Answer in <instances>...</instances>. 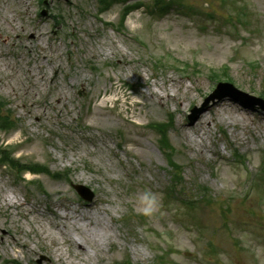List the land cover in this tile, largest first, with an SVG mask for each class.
<instances>
[{
  "label": "rangeland",
  "instance_id": "374dc122",
  "mask_svg": "<svg viewBox=\"0 0 264 264\" xmlns=\"http://www.w3.org/2000/svg\"><path fill=\"white\" fill-rule=\"evenodd\" d=\"M191 1L197 7L206 8L207 10H211L208 6L211 5L217 15H224L230 9V6L223 8L217 0ZM246 1L250 3L251 9L262 20L261 23L263 22L264 24V0ZM79 3L88 10L84 18H82L81 14L78 17L80 9L84 13L83 6L72 4L71 1L0 0V96L8 99L12 103V108L15 109V112L22 117V123L18 131L9 134L0 131V143L3 141L14 143L22 141L24 136L22 137L21 134L25 133L28 136L30 131L33 130L36 137L34 142L24 150V154H29L30 158L40 160L46 157V148L40 137L41 135L45 136L43 133L45 130L60 132L61 138H65L66 141L78 140V144H80L87 126L78 133V127L75 126L74 121L78 117L81 102H86L88 105L91 103L87 90L91 88V79L93 78L94 84L98 81L93 94L95 109L92 114L88 115L87 124L91 128L97 129L100 133L105 134V136L103 135L98 139L100 141L99 148H95L92 145L94 149H90L86 153H84L85 150H81L78 153V155H82V158L78 157L80 170L78 171V176H80L82 171H85L83 169V161L88 158L94 166L97 176H101V179L105 180V183L109 184L114 190L116 203L111 206L110 215L114 216L117 221V218L126 210L125 208L119 209L118 205L127 207L131 202L139 210H147L153 213L150 217L149 225L153 229L161 231L164 234V238L180 248L178 256L187 264H198V253L200 250L209 245L210 242L214 243V241L217 244V252L223 250V255L217 258L214 253L209 264H230L227 258L239 264H250L248 254L245 252L240 255L232 246L228 230L222 228L221 222L225 219L224 213L227 212L226 209L223 210L219 204H214L211 209L205 211L202 209L197 210L198 219L201 222V231L199 237H197L176 222L172 218L170 210L165 209L160 215L162 211L161 200L159 201L151 195L153 188L150 184H141L143 180V174L141 173H145L148 178H151L150 174L156 173V166L166 163L165 158L162 157L163 154L157 148L156 134L145 125L153 120L164 121L166 116L160 109V105L158 107L156 104V99L148 96V93L150 92L152 95H156V93L164 94L165 91L175 93L177 95L176 102L167 100V104L174 106L177 111L175 119H177L178 114H184L192 104V99H190L185 102L183 107L181 106V101L189 98L185 95L194 93L191 94L192 97L198 96L199 93H195L194 86L203 85L206 87L210 81L208 80L210 76H207L210 70H219L221 64L228 61L232 62L236 82L242 88L249 91L260 90L264 87V77L261 74H253L250 77L245 72V69L241 68V64L245 60L253 58H261L264 61V34L261 37L248 34L245 41L240 38L235 40L226 34L225 30H230L229 28L222 27L221 30H216L218 26L222 25L220 21L207 20L206 25L208 28L201 29L199 25H202L205 21L199 16L187 18L171 13L170 15L150 20L145 15L135 13L129 20L128 26L149 44L150 50L144 51L133 40L120 37L113 30H110L111 32L102 31V34H99V39H96V36L94 38V33H97L95 23L96 27H101L98 20H94L90 14L96 12L97 2L96 0H79ZM233 4L236 6L237 2ZM43 10H47L46 15L51 19H54L60 11L59 22L61 24H59V28L55 26L52 31H50L52 27L50 25L47 26V23L41 24V30L47 26L45 29L47 34H40L43 37L40 40L38 24L34 22ZM113 16V12L110 15L106 14L108 19H112ZM68 19L72 23L75 21L79 22L81 25L79 27L80 30H78L79 34L82 37L84 36L87 41L85 45H83V42L79 43V46H82L79 49V58L77 52L76 58L72 61L76 65L75 68H69L68 61H64L67 59V50L74 49V47L69 48L68 42L63 38L62 34V28L70 25H65ZM69 28L71 27L69 26ZM243 33L245 34V32ZM86 47L87 50L85 49ZM44 48L48 50L45 52ZM8 50H13L17 53V56H9ZM89 51L91 52L86 58ZM29 54L35 55L45 62L37 65L35 70H32V74L29 69L30 65L26 63L21 67L15 66V61L19 63L22 57L26 59ZM43 54L48 55L49 61L43 58ZM162 55L171 56L172 61L164 65L165 67H161L151 73V61L153 58ZM91 56L94 57V64L97 68L95 72H91L88 67L91 64ZM240 57H243V61L239 60ZM54 62H56L57 67H51ZM105 63L108 64L104 65ZM113 63L116 64L114 65ZM21 64H23V61ZM28 69L27 73L26 70ZM43 70L46 71L45 78L41 74ZM58 72H61L59 76ZM55 75L58 77L53 83L57 84L59 89L61 88L60 92H62L64 100L60 99L61 94L56 96L55 93L50 105L45 107L42 104L44 100L42 88L46 85V82L48 84L50 77ZM254 75L255 78H253ZM116 77H121L122 82L125 83L140 81L143 83V87L132 93L120 88V83L122 82H116V84L118 83L117 87H113L110 85V79H116ZM171 79H174L175 82H171ZM179 83L185 84V88L182 91L177 90L175 87ZM106 89L112 91V96L119 98L120 101L122 100V103L120 105L116 104L113 108V97L111 95L98 101V91L104 93ZM31 96H34L33 104L30 101ZM124 101L129 104L137 103V106H133L131 112H126L124 111ZM103 104L105 107H102ZM24 105L28 107L25 108ZM228 110L226 108L225 112ZM86 112L87 110L84 109L79 116H83ZM128 117H131V120ZM223 117H225L224 114ZM225 120L233 138L238 141L240 149L249 152L254 161H256L258 152L264 149V125H255L254 121L246 116L242 120L238 118L231 119L228 116L227 118L225 117ZM234 120L235 123H233ZM136 121L142 124H138ZM41 129L44 130L42 131ZM206 135L207 133L204 131L202 133L197 131L194 133L195 142H191L185 137L184 139L192 147L196 144L204 148ZM120 136L123 137L120 138ZM172 136L171 140L179 150L177 153L179 161L184 166L186 165V172L189 176H195L193 166L190 165L194 154L191 150L184 153L180 145L182 140H179L178 133L173 132ZM255 136L258 138L255 139ZM116 138H120L121 142H125V153L129 161V168L137 175L140 173L138 183L131 182L129 178L119 171L113 156L106 148V146L113 145L116 142ZM55 139H58L57 135H55ZM57 143L60 142L57 141ZM69 145L74 146L75 144L70 142ZM50 152L52 154L58 153L56 148L52 147ZM85 172L87 173V171ZM241 173L242 171L238 165H232L231 167L229 164H221L216 177L209 178L206 175L205 179L210 183L214 194L220 196L224 193L240 191ZM196 177L202 179L203 175L197 173ZM79 179L78 177V181ZM158 181L160 184H164V179L159 175ZM27 186L29 185L26 183L20 185L18 180H14L12 176L0 171V196L6 193L12 199L15 196L17 199L19 198L20 202H25L26 204L25 198L30 200L35 193L33 188L28 191L26 196L24 188ZM47 186L53 192V199L51 198L50 200L55 201L57 198V201L69 203L62 206V209L72 214V217L78 214L79 218L72 221L69 218L61 219L52 215L50 210L44 214H39L35 211L37 204L34 202L33 206L30 205L29 207L30 214L27 216H25V213L23 214L27 219L26 223H21L18 218L14 220V224H11L8 221V217L6 218L4 214L10 210L13 215H16L21 210L15 205L12 208L8 204L2 205L3 211L0 212V253L3 256L13 254L12 256L19 258L21 264H36L35 262L38 259L43 264H49L47 257L46 259L42 257L46 252H43V249L40 250V247L45 246L48 252L50 251L48 248H50L54 254L59 255L62 249H66L65 245L67 244L66 238L58 232L59 227L56 224L60 225L61 231L71 232V234L77 233V222H85L90 226L92 225V222L84 220L79 215L78 198L75 197V192L69 186L62 184L59 187L60 189L56 185L47 184ZM42 198L45 197L43 196ZM255 201V197L251 198L248 201V206L255 208ZM39 203L44 206L43 201L40 200ZM247 210V207H242L237 202L235 203L234 210L229 212L228 215L229 221H231V230L243 229V226L247 223L245 220L249 218ZM107 211L105 207L94 211L96 216L92 217L93 222L97 219V215L101 219ZM107 221L110 223L109 216ZM36 223L37 227L35 230L34 224ZM7 230L19 233L20 241L27 246L24 247L22 244L20 246L9 237L4 239ZM79 232L83 231L80 229ZM215 233L218 234L217 237H215ZM112 246V244L110 245L104 241L103 238L97 246H91L90 249L94 250L96 248V251L99 249L101 253L108 255V253H112V249H110ZM187 248L195 252L193 258H183V252ZM257 248L264 259V248L262 246H257ZM93 262L95 263L96 261L94 260ZM78 264L82 263L79 261Z\"/></svg>",
  "mask_w": 264,
  "mask_h": 264
},
{
  "label": "bare ground",
  "instance_id": "6f19581e",
  "mask_svg": "<svg viewBox=\"0 0 264 264\" xmlns=\"http://www.w3.org/2000/svg\"><path fill=\"white\" fill-rule=\"evenodd\" d=\"M152 97L154 99H157L158 102L161 103L166 98L170 97V93L165 91L164 94L156 93V95H152ZM199 123H201V122H199ZM5 201H7V197L4 194L3 202L5 203ZM85 226H86L85 224L81 225V230H83V234L84 235H82L78 231L77 239L73 238V243H74V245L78 244V253L79 254H83V255H85V258H88V255H90V252H89L88 248L86 247V243H87V241H90L92 243V240L95 239L96 237H98L101 234V232L103 230V226H101V228L98 230L97 233L91 232L90 234L88 232V231H90L88 228L86 229L87 231H85Z\"/></svg>",
  "mask_w": 264,
  "mask_h": 264
}]
</instances>
